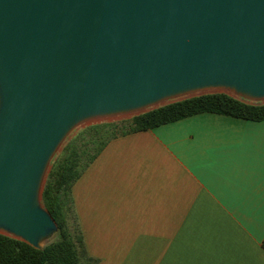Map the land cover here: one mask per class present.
<instances>
[{
	"label": "water",
	"instance_id": "obj_1",
	"mask_svg": "<svg viewBox=\"0 0 264 264\" xmlns=\"http://www.w3.org/2000/svg\"><path fill=\"white\" fill-rule=\"evenodd\" d=\"M220 93L264 104V0H0V234L58 232L43 191L81 125Z\"/></svg>",
	"mask_w": 264,
	"mask_h": 264
},
{
	"label": "crops",
	"instance_id": "obj_2",
	"mask_svg": "<svg viewBox=\"0 0 264 264\" xmlns=\"http://www.w3.org/2000/svg\"><path fill=\"white\" fill-rule=\"evenodd\" d=\"M73 202L87 264H264V121L202 113L120 136Z\"/></svg>",
	"mask_w": 264,
	"mask_h": 264
},
{
	"label": "trees",
	"instance_id": "obj_3",
	"mask_svg": "<svg viewBox=\"0 0 264 264\" xmlns=\"http://www.w3.org/2000/svg\"><path fill=\"white\" fill-rule=\"evenodd\" d=\"M202 113L264 121V104L228 94H207L170 103L132 119L80 129L65 145L48 174L42 202L58 225L56 239L43 249L0 234V264H87L79 226L74 220L73 186L114 139Z\"/></svg>",
	"mask_w": 264,
	"mask_h": 264
},
{
	"label": "rangeland",
	"instance_id": "obj_4",
	"mask_svg": "<svg viewBox=\"0 0 264 264\" xmlns=\"http://www.w3.org/2000/svg\"><path fill=\"white\" fill-rule=\"evenodd\" d=\"M107 120H110V119H107ZM125 120H128V119H125ZM111 122H119V121H123L121 119H112L110 120ZM99 122V121H98ZM104 123V122H103ZM97 124H100V123H97ZM95 125V124H94ZM91 126V125H90ZM85 127H88L87 125H81L79 128H77L69 137L68 139L65 141V143L63 144V146L61 147V149L59 150V152L56 154V156L54 157L53 161H55L57 159V157L62 153L63 151V148L65 147V145L68 143V141H70L78 132L80 129H83ZM52 164L50 165V169L52 168ZM56 239V235H54L53 237H51L49 240H47L46 242L43 243V247L48 245L49 243H51L52 241H54Z\"/></svg>",
	"mask_w": 264,
	"mask_h": 264
}]
</instances>
